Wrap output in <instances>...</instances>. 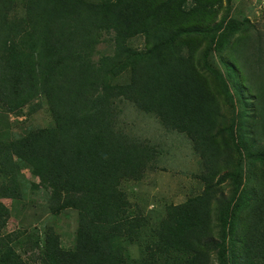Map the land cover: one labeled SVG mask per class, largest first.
Segmentation results:
<instances>
[{
    "label": "trees",
    "instance_id": "1",
    "mask_svg": "<svg viewBox=\"0 0 264 264\" xmlns=\"http://www.w3.org/2000/svg\"><path fill=\"white\" fill-rule=\"evenodd\" d=\"M230 11L231 0H0V264H30L17 247L39 264H264V41ZM106 35L111 51L95 58ZM136 36L145 48L131 43ZM214 49L241 79L231 139L195 63L196 52ZM41 101L51 123L14 129L10 116L33 114ZM124 101L184 134L199 158L203 189L163 214L126 191L159 151L120 127ZM38 189L51 216L75 210L72 247L52 224L7 230L2 198L21 206Z\"/></svg>",
    "mask_w": 264,
    "mask_h": 264
},
{
    "label": "rangeland",
    "instance_id": "2",
    "mask_svg": "<svg viewBox=\"0 0 264 264\" xmlns=\"http://www.w3.org/2000/svg\"><path fill=\"white\" fill-rule=\"evenodd\" d=\"M225 3L224 1L223 5ZM223 13L224 7L219 9L218 14ZM230 14L239 18L247 17L250 23L254 24L253 33L249 37L256 42V35H259L264 41V0H231ZM105 37L106 40L103 39L97 46L98 54L95 58L111 51L109 37L107 35ZM131 43L136 47L145 48L141 36L131 38ZM217 53L218 50L216 49L210 54L198 51L196 52L195 63L210 89L215 93L224 113V121L218 128L222 129L226 138L231 139L233 137L232 125L235 127L238 124L237 115L243 107L238 100L236 88L234 87V83L241 82V79L235 70H233L234 76L230 74V68L219 60ZM236 63L238 65L237 61ZM213 71L223 76L229 87L231 97L224 95ZM120 107L122 111L118 118L120 127L137 138L147 139L159 151L154 165L146 169L140 180L127 181L126 191L130 200L142 205L144 211L151 212L148 214H163L166 204L183 202L189 196L200 192L204 184L196 176L200 170L199 158L194 153L189 139L177 131L166 130L155 116L138 110L133 103L124 101L120 103ZM25 111L26 108H24L23 113ZM26 116H16L15 114L10 116V122L13 124L14 129L22 132L30 126H43L51 123L47 105L42 101L35 113H28ZM254 129L256 130V128ZM234 138H237V135ZM257 141L260 145H263L264 136H258ZM22 172L29 181H38L30 174L28 169H24ZM45 198V192L42 189L35 192L28 190L26 199L21 206L12 203L9 198H2L3 203L12 211L7 222V230L25 229L27 231L33 228L39 230L44 225L52 224L54 230L60 234L62 245L66 248L72 247L77 227L75 210L65 209L58 216L53 217L47 209ZM236 217L237 221L234 223L229 236L231 240L229 254L232 250L234 255L238 254L239 247L233 241L239 234L238 220L243 218V212H240ZM17 248L22 257L30 264H39L37 260L31 258L28 252L23 251L20 247ZM129 249L132 257L137 256V248L134 244L130 245Z\"/></svg>",
    "mask_w": 264,
    "mask_h": 264
},
{
    "label": "clouds",
    "instance_id": "3",
    "mask_svg": "<svg viewBox=\"0 0 264 264\" xmlns=\"http://www.w3.org/2000/svg\"><path fill=\"white\" fill-rule=\"evenodd\" d=\"M160 123V122H159ZM166 129V128H165ZM167 130V129H166ZM175 131V130H174Z\"/></svg>",
    "mask_w": 264,
    "mask_h": 264
}]
</instances>
